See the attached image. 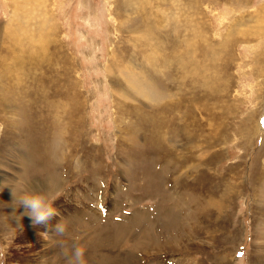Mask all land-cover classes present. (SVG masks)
<instances>
[{
  "label": "rangeland",
  "instance_id": "obj_1",
  "mask_svg": "<svg viewBox=\"0 0 264 264\" xmlns=\"http://www.w3.org/2000/svg\"><path fill=\"white\" fill-rule=\"evenodd\" d=\"M262 122L264 0H0V264H264Z\"/></svg>",
  "mask_w": 264,
  "mask_h": 264
},
{
  "label": "clouds",
  "instance_id": "obj_2",
  "mask_svg": "<svg viewBox=\"0 0 264 264\" xmlns=\"http://www.w3.org/2000/svg\"><path fill=\"white\" fill-rule=\"evenodd\" d=\"M19 203L26 210V215L32 220L34 225H43L59 237H67L69 235L68 226L59 220L52 225V220L61 215L54 201L50 200L45 193L34 192L25 194L20 198ZM62 251L67 257L68 264H87L86 248L73 242L68 245L62 241Z\"/></svg>",
  "mask_w": 264,
  "mask_h": 264
},
{
  "label": "bare ground",
  "instance_id": "obj_3",
  "mask_svg": "<svg viewBox=\"0 0 264 264\" xmlns=\"http://www.w3.org/2000/svg\"><path fill=\"white\" fill-rule=\"evenodd\" d=\"M23 40V39H22ZM41 41V40H40ZM33 42V41H32ZM25 43V42H24ZM32 45V44H31ZM45 45V44H44ZM211 206H213V207H216V208H220V203L217 201H213L212 203H211ZM55 207H57V206H55ZM212 207V208H213ZM58 208V210H59V207H57ZM63 214V213H62ZM64 216V215H63ZM52 224H54V220H52ZM35 228V227H34ZM43 229H45V230H47V231H49V229L48 228H46L45 226H41V225H38L37 226V228H35V229H30L27 233H26V236L27 237H29V238H31L32 239V237L34 236L35 237V235H37V233H39L40 232V234H41V232H42V230ZM198 229H199V227H198ZM194 231V230H193ZM45 233V232H44ZM44 233H42V234H44ZM191 234H192V232H191ZM193 236V235H192ZM196 236V235H195ZM47 237V236H46ZM36 238V237H35ZM38 239H40L39 237H37ZM45 239V238H44ZM42 240V239H41ZM37 243V242H36ZM42 252V251H41ZM45 252V251H44ZM47 252V251H46ZM22 254V253H21ZM41 254V253H40ZM49 253H47V255H48ZM16 256V255H15ZM46 256V255H45ZM102 256V255H101ZM19 258L20 259H22L23 261H25V264H47L46 262H44V261H42L43 260V257H37L38 259L37 260H33L32 258H29L28 260H27V257L26 256H19ZM103 260V259H102ZM105 261V260H104Z\"/></svg>",
  "mask_w": 264,
  "mask_h": 264
},
{
  "label": "snow or ice",
  "instance_id": "obj_4",
  "mask_svg": "<svg viewBox=\"0 0 264 264\" xmlns=\"http://www.w3.org/2000/svg\"><path fill=\"white\" fill-rule=\"evenodd\" d=\"M262 123H264V122H262Z\"/></svg>",
  "mask_w": 264,
  "mask_h": 264
}]
</instances>
